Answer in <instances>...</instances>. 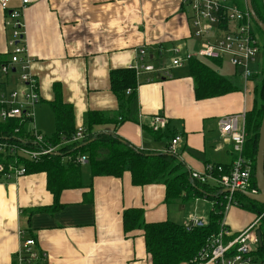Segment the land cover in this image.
I'll list each match as a JSON object with an SVG mask.
<instances>
[{
    "label": "crops",
    "instance_id": "0c3cea01",
    "mask_svg": "<svg viewBox=\"0 0 264 264\" xmlns=\"http://www.w3.org/2000/svg\"><path fill=\"white\" fill-rule=\"evenodd\" d=\"M21 6L22 0H10L6 9L0 3L1 55L9 51L11 35L5 20L9 11ZM188 12L183 0H29L22 18L31 70L41 97L33 126L41 133L55 131L50 102L59 85L63 101L73 106L76 129L86 125L89 111L108 112L113 122L95 126L94 131L117 126L118 135L151 152H166L171 139L180 135L174 153L190 172L204 170L208 164H231L236 156L233 144L222 136L218 121L244 109L252 110L258 81L253 77L245 81L227 58L224 60L232 65L224 70L227 74L201 60L227 77L237 90L197 99L186 62L171 67L169 77L142 72L130 116L120 122L111 72L146 62L169 67L170 51L175 47L196 55L201 39L193 36ZM222 61L212 62L218 66ZM155 115L167 121L158 134L151 126ZM245 159L253 164L250 158ZM82 181L84 187L61 192L62 208L31 213L30 209L54 202L46 173L0 180V264H12L21 244L20 230L26 236L33 235L36 248L47 253L41 264H151L143 232L124 231L126 209L143 208L147 222L171 220L180 224L194 215L191 211L195 208L204 209L200 217L206 221L214 209V200L206 196L167 205L163 184L135 186L129 171L122 177L90 180L88 167L82 170ZM90 183L93 202L84 201ZM254 218V213L236 205L224 217L233 233L244 230Z\"/></svg>",
    "mask_w": 264,
    "mask_h": 264
},
{
    "label": "trees",
    "instance_id": "16d2710c",
    "mask_svg": "<svg viewBox=\"0 0 264 264\" xmlns=\"http://www.w3.org/2000/svg\"><path fill=\"white\" fill-rule=\"evenodd\" d=\"M234 2L242 10L246 9L244 0H234ZM252 3L257 15L264 22V0H252ZM253 24L262 33L254 21ZM262 35L264 37L263 33ZM201 59V57H192L187 61L190 75L194 79L197 99L223 95L237 90V87L227 77ZM212 61L220 60L212 59ZM7 62H9V52L0 54V64ZM2 82L4 84L2 90L7 93L11 82L9 80L5 82L2 80ZM139 82L140 77L136 75V70L132 67H124L111 72L110 85L119 102L122 116L120 122L130 116L131 107L136 102ZM128 89H130L129 92ZM50 105L55 117V131L51 136L43 135L34 126L27 129L26 126L32 124L34 118L11 117L6 120L0 118V144H6L3 149H0V163L5 166L4 170L0 171V180L6 178L7 175L10 176V165L25 167L26 173H46L47 188L52 193L54 202L51 206L37 207L29 211L36 213L58 210L62 208L60 195L63 190L84 187L82 164L78 162V159L81 155H86L87 165L90 168V180L97 176L122 177L126 171H129L135 186L163 184L165 186L164 202L167 205L175 201H191L197 197L206 196L214 200V209L210 212L205 226L191 230H187L184 224L171 220L147 222L141 207H131L123 213V227L126 234L135 230L143 232L151 264H198L195 258L203 248L210 245L213 236L220 229L226 205L223 190L193 179L186 164L175 153L151 152L135 147L116 133L117 126L113 129L108 127L105 130L94 131L95 126L108 125L113 122L114 119L108 112L89 111L86 115L83 140L70 142L76 132L74 111L71 104L63 101L59 85L55 86V98ZM263 115L264 77L255 87V106L246 112L245 120L249 135L246 144L249 147L245 151L244 146V156L253 162L251 184L254 188H257L254 175L255 159ZM160 131L162 130L155 131V133L158 134ZM37 134L45 137L46 141L52 145H60L58 151L32 161L11 150L10 144L19 147H42V144L36 140ZM224 166L226 170L229 169V164ZM88 187L90 190L85 194L84 201L93 202L92 183ZM216 190H218L217 195ZM233 200L236 206L254 213V220L259 218L258 229L262 232L263 244L261 246L258 244L252 254L256 264H264V204L250 200L240 191L233 193ZM17 258L15 254L12 264H19ZM24 258L23 264H41L42 262H29L26 255Z\"/></svg>",
    "mask_w": 264,
    "mask_h": 264
},
{
    "label": "built area",
    "instance_id": "2783aa9c",
    "mask_svg": "<svg viewBox=\"0 0 264 264\" xmlns=\"http://www.w3.org/2000/svg\"><path fill=\"white\" fill-rule=\"evenodd\" d=\"M9 2L10 0H0L1 6L5 9ZM28 2L29 0H22V6L9 11L5 20L11 35L8 40L9 62L0 64V118L2 120L11 117L34 118L35 108L41 98L38 91V80L31 70L32 57L26 45L25 25L22 18L24 7ZM183 4L189 11L193 36L201 39L196 55L184 53L180 48L175 47L170 51L169 67L159 68L151 62L135 63L131 67L136 70V75L140 77L142 72L147 74L160 72L165 77H169L171 67H181L192 57L199 56L218 60L227 58L243 79L248 81L254 73L253 65L260 50L249 11L239 8L234 0H183ZM2 80L4 82L9 80L14 85L8 89L7 93L2 90L4 86ZM150 80L152 79H147V81ZM245 120L246 110L244 109L241 112L221 117L218 121L222 136L231 141L233 152L236 155L229 164L228 170L225 169L224 164H208L204 170L191 172L193 179L201 183L211 184L213 181L222 190H231L225 196L228 206L225 208L224 217L232 206L234 190L257 192V188L252 187L251 184L252 164L244 156V146L248 136ZM166 124L165 117L155 115L152 118L151 126L154 131L161 130ZM84 136V127H79L70 142L81 141ZM36 140L42 144V147H19L15 144H10V147L12 151L32 161L52 154L60 147V145L50 144L40 134L36 135ZM180 140V135L173 137L167 151L174 153ZM4 145L6 144H0V149H3ZM78 162L82 165L87 164V156L81 155ZM4 168L5 166L0 163V171ZM9 169L10 176L19 177L26 174L25 167L10 165ZM224 217L210 245L203 248L195 258L198 264H256L252 253L258 246L259 218L252 221L244 230L233 233ZM206 224L207 221L204 218L192 215L184 225L187 230H191ZM20 236L21 244L16 252L19 264L24 263L25 255L32 263L43 261L46 258L47 253L36 248L35 238L26 236L23 230H20Z\"/></svg>",
    "mask_w": 264,
    "mask_h": 264
},
{
    "label": "water",
    "instance_id": "95a60500",
    "mask_svg": "<svg viewBox=\"0 0 264 264\" xmlns=\"http://www.w3.org/2000/svg\"><path fill=\"white\" fill-rule=\"evenodd\" d=\"M246 9L249 11L253 21L258 28L264 34V22L257 15L252 0H245ZM255 180L257 185V192H251L248 190H234V192L240 191L246 195L247 198L257 203L264 204V115L259 129L258 148L255 159ZM230 189H224L223 193L230 192ZM258 244H263V237L261 230H257Z\"/></svg>",
    "mask_w": 264,
    "mask_h": 264
},
{
    "label": "rangeland",
    "instance_id": "374dc122",
    "mask_svg": "<svg viewBox=\"0 0 264 264\" xmlns=\"http://www.w3.org/2000/svg\"><path fill=\"white\" fill-rule=\"evenodd\" d=\"M237 1V0H236ZM244 2H245V0H244ZM255 28V31H256V38H257V40H258V42H259V45H260V50H259V53H258V55H257V57H256V61H255V63H254V65H253V67H254V69H256V70H254V73H253V75H252V77L253 78H256L257 79V81L259 82L260 80H261V78L262 77H264V37H263V35H262V33L258 30V29H256V27H254ZM9 31H10V28H9ZM197 57H199V56H197ZM203 60L205 59L207 62H209V63H212L215 67H217V69H219V70H222V72L223 73H225V74H227V72H224V70L227 68V67H230V68H232V65L227 61V60H223L222 61V63H221V65H215L213 62H212V59H210V58H207V57H201ZM169 59V58H168ZM164 61V60H163ZM230 77H232L233 78V76L230 74ZM251 77V78H252ZM27 127V129H30V128H32L33 127V122H32V124H29V125H27L26 126ZM54 130H55V128H54ZM44 133V134H43ZM54 133V131L51 133V131H48V132H45V131H43L42 132V134L43 135H47V136H51L52 134ZM172 140V139H171ZM84 165H86V164H84ZM89 166L88 165H86V166H84L83 168H82V170L83 171H85V170H87V168H88ZM211 186H213V187H218V189H220V190H222L221 188H219V185L217 184V183H215V182H211ZM219 190V191H220ZM216 195L218 194V190H216ZM226 199V198H225ZM235 200H233V202H234ZM226 202V205H225V208H226V206H228V202L227 201H225ZM232 202V205H235L234 203ZM203 210L204 209H199V208H195L194 209V211H191V213L192 214H194V215H202V212H203ZM256 262V261H255Z\"/></svg>",
    "mask_w": 264,
    "mask_h": 264
}]
</instances>
